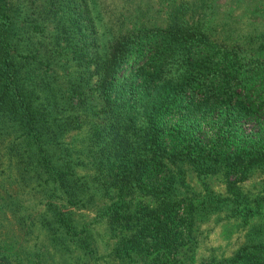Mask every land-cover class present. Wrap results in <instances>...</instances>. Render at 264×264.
I'll use <instances>...</instances> for the list:
<instances>
[{"label":"trees","instance_id":"16d2710c","mask_svg":"<svg viewBox=\"0 0 264 264\" xmlns=\"http://www.w3.org/2000/svg\"><path fill=\"white\" fill-rule=\"evenodd\" d=\"M151 2L126 25L114 1L0 0V209L47 241L24 256L193 264L200 222L264 208V176L241 187L264 175V1ZM198 262L264 264V240Z\"/></svg>","mask_w":264,"mask_h":264},{"label":"rangeland","instance_id":"374dc122","mask_svg":"<svg viewBox=\"0 0 264 264\" xmlns=\"http://www.w3.org/2000/svg\"><path fill=\"white\" fill-rule=\"evenodd\" d=\"M115 2L116 8L112 6L109 9H115L116 16L120 12V17L123 19L124 24H131L134 20V4L137 3L138 0H112ZM111 0L108 2L112 3ZM152 1V2H151ZM156 0H150V12L154 16L155 20V8H156ZM257 0H239V6L233 9L235 14L243 16L246 11L253 7L254 2ZM264 1V0H258ZM242 2V4H241ZM143 4H141L142 6ZM264 6V4L262 5ZM264 13V9L261 11ZM157 14L158 19H162L163 10L161 9ZM120 18V19H121ZM158 21V20H157ZM122 24V23H121ZM263 174L258 173L255 171L251 174L248 178L243 181L242 189L243 190H250L255 191L256 188H259ZM187 178L190 183L199 190L201 188V179L196 178L192 172L188 171ZM209 186L213 189L216 193H223L224 189L222 188V184L216 178H210ZM12 187L15 188L14 185ZM1 195L5 193L1 192ZM0 195V196H1ZM0 209V244L4 247L3 251L6 255H8L9 262H3L0 259V264H19L18 259L21 260L20 264H35L38 262L40 264H58L60 258H58V253H53L52 257L41 256L40 252L38 255L32 257L29 254L24 256L23 254V246L32 245L33 241L35 240V247L40 245L43 242L47 244L46 239L42 236L41 232L37 233V230H33L34 235L37 234V237H33L34 235H26V237L17 229L16 222L13 219V215H10L9 211L4 209ZM214 216H210L208 219L202 221L198 225V247L195 252V258L193 259V264H199V259L201 257L207 256L210 253L215 255H226L228 254L233 248H235L238 244L242 243L246 240H257L261 239L264 240V208L262 209L261 213L255 215L250 218L248 224H241L238 223L236 219H232L225 222V219L220 221L214 222ZM225 225H229L225 227ZM101 229V230H100ZM99 231H102V227H99ZM27 238V240H26ZM107 234L100 233L97 239L98 250L104 251L107 247L106 245ZM4 241V243H2ZM45 247L44 249H47ZM39 249H43V246H39ZM52 250L49 246L48 250ZM47 254V253H46ZM16 255V256H14Z\"/></svg>","mask_w":264,"mask_h":264}]
</instances>
